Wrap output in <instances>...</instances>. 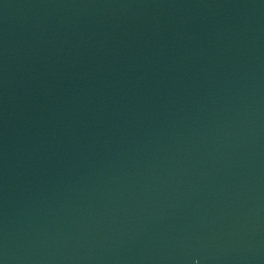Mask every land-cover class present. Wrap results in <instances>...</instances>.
<instances>
[{"label": "water", "instance_id": "water-1", "mask_svg": "<svg viewBox=\"0 0 264 264\" xmlns=\"http://www.w3.org/2000/svg\"><path fill=\"white\" fill-rule=\"evenodd\" d=\"M0 264H264V0H0Z\"/></svg>", "mask_w": 264, "mask_h": 264}]
</instances>
